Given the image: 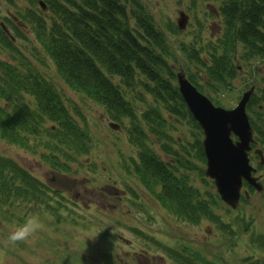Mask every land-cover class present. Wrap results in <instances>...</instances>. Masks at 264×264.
<instances>
[{"label":"trees","instance_id":"1","mask_svg":"<svg viewBox=\"0 0 264 264\" xmlns=\"http://www.w3.org/2000/svg\"><path fill=\"white\" fill-rule=\"evenodd\" d=\"M1 1L25 30L0 13V21L12 26L16 38L11 41L0 27V55H7L0 57V140L30 145L34 154L41 150V160L66 176L73 164L77 171L81 169V157L89 156L98 143L82 106L99 108L123 131L128 151L121 149L117 165L122 166L123 181L134 197L131 182L176 220L199 227L204 222L217 225L214 229L219 236L226 235L227 249L238 252L239 259L264 264L262 228L256 230L255 220H247L237 209L224 206L226 212L217 213V205L223 204L215 190H205L213 182L203 174L201 131L178 93L172 67L181 66L190 83L206 96L226 91L237 75L234 57L242 68L264 61V0H213L218 3L215 9L222 30L212 38L198 30L191 39H178L176 27L169 22L161 27L141 0ZM39 1L46 10L40 9ZM186 3V9L198 7L195 0ZM46 59L61 85L78 101L65 97L55 80L41 72ZM187 125L189 133L182 130ZM164 156L169 160L164 161ZM88 165L94 172L93 161ZM29 202L43 204L44 215L59 216L61 211L80 217L72 208L77 202L0 153V222L24 220L18 209ZM146 204L147 217L155 220L153 204ZM5 211L9 217L4 221ZM230 213H234L232 220ZM14 216L19 218L11 220ZM127 227L142 235L136 234L145 241L139 246L146 256L155 248L162 251L159 257L175 264H227L219 252L183 248L182 243H168L161 234Z\"/></svg>","mask_w":264,"mask_h":264},{"label":"rangeland","instance_id":"2","mask_svg":"<svg viewBox=\"0 0 264 264\" xmlns=\"http://www.w3.org/2000/svg\"><path fill=\"white\" fill-rule=\"evenodd\" d=\"M141 1L146 4L147 11L156 20L160 21L161 27H164L168 20L174 23L179 10H183L189 16L184 31L177 34L178 39H184L187 34L196 29L191 18V11L186 10V0ZM195 1L200 8L198 15H201L199 22L203 25L202 34L205 38H212L219 31L215 9L218 3L214 1ZM0 8L1 15H6L7 10L11 11V9L5 7L3 1H1ZM12 33L14 34V31ZM0 57L6 59L7 55L1 54ZM240 65V61H234V66L237 67L236 76L238 79H233L229 90L221 91L222 94L220 91L209 93L213 97L212 99L220 101L222 106L231 107L237 103L241 94L249 88V84L243 82L256 80L254 84L257 85L259 90H264V61H259L255 65L243 69ZM54 71L53 65L46 59L41 72L55 80L65 97L78 101L77 96L61 85ZM246 84L247 87H245ZM251 100L253 103L250 110L253 112L257 110V115L262 114L264 118V103L257 91L254 92V98ZM82 108L88 116L85 118L91 126L93 137L98 140V143L97 141L95 144L93 143V149L89 156L83 155L81 157V163L83 164L81 169L77 171V167L73 164L69 169L71 172L66 176L53 173V169L49 168L50 165L43 162L39 157L38 154L41 150L34 154L30 145L20 147L0 140V153L2 155L14 159L35 177L63 192V196L68 200L73 203L77 202V206L72 208L75 211L74 214L80 216L69 217L67 212L61 211H57L59 216L54 213H45L46 215H44L40 212L43 209V204H37L36 202H29L26 205L24 204L25 206L19 207V214L24 216V220L16 221L15 219H18L19 216H14L11 220L16 222L14 221L12 224L6 225L5 222L3 224L0 222V240H3L10 229L22 224L33 213L39 214L44 224V230L38 232L29 242L8 248L5 264H175L166 258L159 257L158 253L162 251L157 252L155 248L150 249L151 255L146 256L140 250L141 246L145 245V241L137 238L136 235L141 234L139 232L135 234L127 225L133 229L138 228L143 231L144 228L150 232L159 233L163 235L164 240L168 243H182L183 248H193L194 246L209 254L219 252V255L225 257L227 264H248L244 262L243 256H241L243 260L239 259V256L236 255L238 252L233 254L232 251L230 252L227 249V237L226 235L219 236L216 230L217 225L212 227V223L204 222L205 225L199 227L190 225L191 222L189 221L176 220L161 205L162 209L157 208L158 202L153 201L132 180L134 183L128 182L130 183L128 185L134 189L136 195L134 197L127 189V182L123 181L125 178L121 175L120 168L122 166L117 165L121 149L128 151L123 135L107 126L108 120L110 122L111 120L101 110L98 111L99 108L94 106H82ZM182 128L186 133L191 130L190 125ZM119 137H122V139H119ZM163 159L164 161L169 160L165 156ZM89 161L94 163V168H91L95 169L94 172L89 168ZM261 172L264 173V168ZM195 182L199 183L198 180ZM111 186L113 187L110 188ZM118 187H121L124 191L120 192L117 189ZM205 190L214 192L215 188L212 184V187L209 185L205 187ZM121 195L130 198L122 200L123 196L120 198ZM251 198L249 203L235 205V209L244 211L247 220L254 219L257 224L253 227L256 230L262 228V231H264V195L254 194ZM135 201L136 203H134ZM148 201L153 204L151 208L161 222L147 217L145 211L149 210L146 204ZM73 203L69 202L67 205ZM98 209H101V211ZM216 212L224 214L226 208L224 205H217ZM3 213L5 221V218L9 217V213L6 211ZM81 215H84V217ZM232 216H234V213L228 214V219L232 220ZM122 239L125 240V243L122 242ZM140 243H143V245ZM134 252H137V254Z\"/></svg>","mask_w":264,"mask_h":264},{"label":"water","instance_id":"3","mask_svg":"<svg viewBox=\"0 0 264 264\" xmlns=\"http://www.w3.org/2000/svg\"><path fill=\"white\" fill-rule=\"evenodd\" d=\"M40 5L44 9L43 4ZM178 24L180 28L185 26V16L178 20ZM3 31L9 35L5 27ZM177 82L183 99L203 129L202 144L206 158L204 174L214 181L221 200L234 207L238 201L242 179L251 184L254 180L250 176L253 169L247 157L252 135L245 113L250 91L243 94L234 109L226 110L214 107L208 99L199 95L182 74H177ZM109 126L113 129L119 128L113 123H109ZM231 133L237 136L236 143L232 142Z\"/></svg>","mask_w":264,"mask_h":264},{"label":"clouds","instance_id":"4","mask_svg":"<svg viewBox=\"0 0 264 264\" xmlns=\"http://www.w3.org/2000/svg\"><path fill=\"white\" fill-rule=\"evenodd\" d=\"M43 230L44 224L38 213L29 215L22 224L10 229L3 240H0V264H5L8 248L29 242Z\"/></svg>","mask_w":264,"mask_h":264},{"label":"flooded vegetation","instance_id":"5","mask_svg":"<svg viewBox=\"0 0 264 264\" xmlns=\"http://www.w3.org/2000/svg\"><path fill=\"white\" fill-rule=\"evenodd\" d=\"M260 86H262V85H260ZM257 88L258 87H256V85H255V88H254V92H256L257 91ZM258 91L260 92V94L262 95V97H261V99L263 100V103H264V90L263 91H261V90H259L258 89ZM262 104V103H261ZM260 104V105H261ZM263 120H264V118H263ZM257 148V147H256ZM262 151V150H261ZM253 153H254V148L253 149H251V151H250V153H249V156H250V159H251V162L252 163H256L258 166H261V164L259 163V159H258V157L257 156H255V155H253ZM262 154L264 155V153H263V151H262ZM256 157H257V159H256ZM257 172V171H256ZM258 178L264 183V174L263 173H259L258 175Z\"/></svg>","mask_w":264,"mask_h":264}]
</instances>
